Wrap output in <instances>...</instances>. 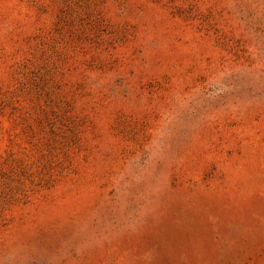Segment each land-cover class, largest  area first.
<instances>
[{"label":"rangeland","instance_id":"obj_1","mask_svg":"<svg viewBox=\"0 0 264 264\" xmlns=\"http://www.w3.org/2000/svg\"><path fill=\"white\" fill-rule=\"evenodd\" d=\"M0 264H264V0H0Z\"/></svg>","mask_w":264,"mask_h":264}]
</instances>
